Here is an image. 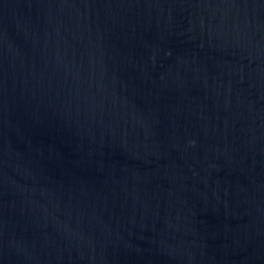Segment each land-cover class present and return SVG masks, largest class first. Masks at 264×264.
Returning <instances> with one entry per match:
<instances>
[{
    "label": "water",
    "instance_id": "water-1",
    "mask_svg": "<svg viewBox=\"0 0 264 264\" xmlns=\"http://www.w3.org/2000/svg\"><path fill=\"white\" fill-rule=\"evenodd\" d=\"M0 264H264V0H0Z\"/></svg>",
    "mask_w": 264,
    "mask_h": 264
}]
</instances>
